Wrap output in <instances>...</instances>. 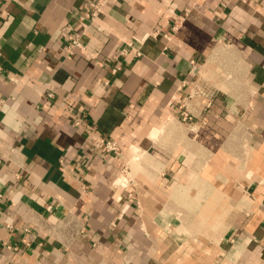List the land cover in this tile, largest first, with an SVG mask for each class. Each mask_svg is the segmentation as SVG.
<instances>
[{"label":"crops","instance_id":"crops-1","mask_svg":"<svg viewBox=\"0 0 264 264\" xmlns=\"http://www.w3.org/2000/svg\"><path fill=\"white\" fill-rule=\"evenodd\" d=\"M91 1L0 0V264H264V0Z\"/></svg>","mask_w":264,"mask_h":264},{"label":"built area","instance_id":"built-area-1","mask_svg":"<svg viewBox=\"0 0 264 264\" xmlns=\"http://www.w3.org/2000/svg\"><path fill=\"white\" fill-rule=\"evenodd\" d=\"M113 0H92L86 9L85 19L95 22L101 14L105 12L107 7ZM178 26H174L173 30L176 32ZM156 34H150L147 36L155 37ZM65 37L68 40L69 44L67 47V54L73 55L76 50H82L83 48V41L79 34H71L70 31H65ZM123 55L127 54V50L122 52ZM89 58H93V55H90ZM1 72V69H0ZM51 98L54 97L53 94L49 95ZM203 96V86L201 84H196L191 90L188 99L181 104L179 107V117L180 121L185 124H192L194 121L198 120L202 115V107H201V98ZM5 100H0V109L4 105ZM72 120L75 126L82 128L84 126V115L76 114L72 117ZM86 141L90 142L94 149L98 151L104 160L109 159L111 157L121 158L122 157V148L119 143L113 139L106 138L100 135H95L93 130L89 127L86 130ZM131 183L125 177L121 178L118 182V187L121 189L127 188ZM7 227L13 230V221L11 219L7 220ZM28 232L30 230L27 229Z\"/></svg>","mask_w":264,"mask_h":264},{"label":"rangeland","instance_id":"rangeland-1","mask_svg":"<svg viewBox=\"0 0 264 264\" xmlns=\"http://www.w3.org/2000/svg\"><path fill=\"white\" fill-rule=\"evenodd\" d=\"M134 169L136 170V169H138V168L136 167V168H134Z\"/></svg>","mask_w":264,"mask_h":264}]
</instances>
